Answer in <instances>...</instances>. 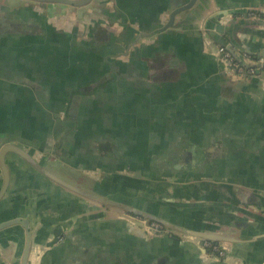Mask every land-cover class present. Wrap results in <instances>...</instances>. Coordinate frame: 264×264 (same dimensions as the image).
<instances>
[{
    "label": "crops",
    "instance_id": "crops-1",
    "mask_svg": "<svg viewBox=\"0 0 264 264\" xmlns=\"http://www.w3.org/2000/svg\"><path fill=\"white\" fill-rule=\"evenodd\" d=\"M186 1L101 0L103 12L90 15L92 3L0 0V148L13 142L106 198L79 195L7 153L0 223L31 221L30 264H264V77L234 79L217 51L264 59V20L248 13L264 0H208L209 9L198 1L160 31ZM222 10L243 13L213 15ZM95 29L115 52L96 53L99 67H78L77 57L94 58L83 45ZM42 38L77 44L45 55ZM130 207L188 231L162 223L169 232L150 235L123 220L144 218ZM21 230L0 231V264L20 263ZM189 230L240 239L221 242L229 253L218 261Z\"/></svg>",
    "mask_w": 264,
    "mask_h": 264
},
{
    "label": "water",
    "instance_id": "water-1",
    "mask_svg": "<svg viewBox=\"0 0 264 264\" xmlns=\"http://www.w3.org/2000/svg\"><path fill=\"white\" fill-rule=\"evenodd\" d=\"M8 1H15V0H8ZM31 2H37V3H44V4H64L68 5L70 7L74 8H81L84 6H87L90 4L93 0H27ZM199 0H189L188 2H185V4L178 6L177 8L173 9L170 14H169V20L168 22L161 26L159 28L160 31H164L170 28H173L175 26V20L179 15L184 16L186 11L192 8L196 2ZM212 5V2L210 1L207 5V9H209ZM261 14L264 15V10L260 11ZM238 13H243L242 11H237V10H222L215 12V16L220 17L223 15L227 14H238ZM204 15V14H203ZM247 16V15H246ZM203 16H200L199 19H201ZM233 51V50H232ZM235 53V51H234ZM262 57L264 58V52L262 54ZM263 65H264V59H262ZM264 77V73L262 74ZM9 152H14L15 154L19 155L20 157L24 158L31 164H33L37 169H39L41 172H43L45 175H47L50 179H52L54 182L64 186L68 190H71L79 195H82L88 199L91 200H96L99 202H106V198L102 197L95 192L86 190L80 186H77L61 176H59L57 173L53 172L50 170L47 165L45 164H40L31 153H29L26 149L23 147L15 144V143H6L0 148V164H1V169L3 172V185L0 190V200L3 198V196L6 194L9 184H10V169L6 161V155ZM131 212L142 216L144 218H147L152 221H157L160 223H163L167 226H170L172 228L178 229V230H183L184 232H187L188 230L186 228H181L180 226H176L173 222L164 219L161 216H157L155 214L148 213L146 211H143L138 208H129ZM16 225H21L24 228V232L21 230V238L23 239V244L21 246V251H20V263L19 264H30L31 261V254H32V249L33 245L35 243V238H34V233L32 229V224L31 221L28 218H15L11 219L5 222L0 223V231L5 230L8 227L11 226H16ZM187 230V231H186ZM190 233L193 236L200 237L203 239L211 240L214 242H227V243H235L237 242L240 238L227 235V234H222L220 232H217L215 230L213 231H201V230H189Z\"/></svg>",
    "mask_w": 264,
    "mask_h": 264
},
{
    "label": "built area",
    "instance_id": "built-area-1",
    "mask_svg": "<svg viewBox=\"0 0 264 264\" xmlns=\"http://www.w3.org/2000/svg\"><path fill=\"white\" fill-rule=\"evenodd\" d=\"M261 10L250 8L249 15L252 18L264 20V15ZM218 54L221 60L226 65V72L229 76L237 80H250L253 77H260L264 73V65L262 59H252L249 54L245 52H235L226 45L218 47ZM123 220L130 224L139 222L145 231L150 235H161L169 232V228L157 221L140 218L133 215H127ZM201 248L214 260H226L228 257V249L224 243L214 242L211 240L201 238L199 241Z\"/></svg>",
    "mask_w": 264,
    "mask_h": 264
},
{
    "label": "flooded vegetation",
    "instance_id": "flooded-vegetation-1",
    "mask_svg": "<svg viewBox=\"0 0 264 264\" xmlns=\"http://www.w3.org/2000/svg\"><path fill=\"white\" fill-rule=\"evenodd\" d=\"M188 1H186V2H188ZM104 5L106 7L107 6V2L104 3ZM103 10H104V8L102 10L100 8H94L93 10H92V8H90L89 13H90V15H91V13L94 15L93 12H95V11H97V12H103ZM57 15L61 16L60 12ZM249 17L252 18L251 15H249ZM252 19H254V20H260V19H255V18H252ZM109 20H110V22L109 23L107 22V25H110V24L112 25L114 23L113 22V18L110 17ZM84 26H86V24H84ZM89 36H90V38H88V40H86L87 44H84L83 45L84 46L83 48H85L87 50L86 52H89L90 55H92V54L95 55L96 53H99V54H102L103 55V54H105L107 52H111L113 46L115 45V44L112 43V41H111L112 39L111 38H107V36L105 37V35L102 36L101 32L96 31V29L92 33H90ZM42 39H43V41L45 43L44 44V52L46 53L45 55H48V53L50 51V52H53L55 54H60V56H62V54L65 51H67L70 47H73L74 46L73 43H76L77 44V41H75L73 38H42ZM76 46H78V45H76ZM85 49H83V50L85 51ZM45 50H47V51H45ZM112 52H115L114 48H113V51ZM47 61L48 60L45 57V63H47ZM88 61L89 60H87V59H84V60H80L79 59L78 60V62H79L78 67L79 66L81 67L82 65H84L85 62H88ZM46 66H48V64H46ZM158 69H160V68L158 67ZM93 87H94V85L91 83V84H89L86 87H81V89L83 91H88V90L92 91L93 90ZM186 157H189V156H186ZM50 159L51 158H49L48 161H50ZM153 185L156 188H161L165 184H164V182H161V181H159V182L158 181H154V184ZM162 190L165 191V192H167L165 190V188H163Z\"/></svg>",
    "mask_w": 264,
    "mask_h": 264
},
{
    "label": "rangeland",
    "instance_id": "rangeland-1",
    "mask_svg": "<svg viewBox=\"0 0 264 264\" xmlns=\"http://www.w3.org/2000/svg\"><path fill=\"white\" fill-rule=\"evenodd\" d=\"M100 1L101 0H93V2H92V4L89 6V8H92V10L94 9V8H100V5L102 4V3H100ZM100 3V4H99ZM104 5V4H103ZM103 8H104V6H103ZM55 12V11H54ZM52 14H54L53 12H51ZM65 19V17H63V16H59V19H58V21H63ZM79 60V58L77 57L76 58V61H78ZM88 62H91V65L93 66V67H99V66H101V65H103L102 64V60L100 59V58H96V56L94 55V58L90 61H88ZM106 98V97H105ZM105 98H104V100H103V102H106L105 101ZM83 104L81 103V106H82ZM81 108V107H80ZM81 110V109H80ZM84 110H86V108L84 109ZM81 112H83V110H81ZM112 113L114 114V113H116V108L114 107L112 110H107V109H101L100 110V112L99 111H96V114H105V115H112ZM49 164V166L53 169V171H55V173H59L58 175L60 176V174L61 175H64V172H63V170H61V169H58L57 167H56V165L55 164H50V162L48 163ZM75 177H77L78 178V176H75ZM83 183H85V182H83Z\"/></svg>",
    "mask_w": 264,
    "mask_h": 264
},
{
    "label": "trees",
    "instance_id": "trees-1",
    "mask_svg": "<svg viewBox=\"0 0 264 264\" xmlns=\"http://www.w3.org/2000/svg\"><path fill=\"white\" fill-rule=\"evenodd\" d=\"M208 0H199V3L201 6H205L204 4L207 2ZM209 2V1H208ZM208 5V4H207ZM189 12V10L186 11V13ZM152 221V220H151Z\"/></svg>",
    "mask_w": 264,
    "mask_h": 264
}]
</instances>
